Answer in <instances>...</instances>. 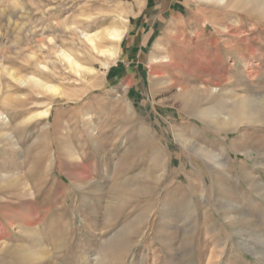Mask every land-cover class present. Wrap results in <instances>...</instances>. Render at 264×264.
Listing matches in <instances>:
<instances>
[{
	"label": "rangeland",
	"instance_id": "rangeland-1",
	"mask_svg": "<svg viewBox=\"0 0 264 264\" xmlns=\"http://www.w3.org/2000/svg\"><path fill=\"white\" fill-rule=\"evenodd\" d=\"M183 1L184 15L163 13L149 46L172 61L147 62L123 94L126 76L110 80L77 56L85 44L74 28L122 26L115 11L137 19L147 0H0V113L11 120L0 124V173L21 182L0 190V264H264L253 251L264 250V117L233 129L199 117L239 95L264 96V16ZM46 36L96 67L94 81L60 64L58 76L40 69L57 59ZM33 75L67 96L18 81ZM213 87L184 106L191 90ZM49 105L48 116L23 122ZM224 200L237 203L229 216ZM29 223L35 239L17 228Z\"/></svg>",
	"mask_w": 264,
	"mask_h": 264
},
{
	"label": "bare ground",
	"instance_id": "bare-ground-1",
	"mask_svg": "<svg viewBox=\"0 0 264 264\" xmlns=\"http://www.w3.org/2000/svg\"><path fill=\"white\" fill-rule=\"evenodd\" d=\"M198 3L209 4L213 6H220L221 8H233V9H244L247 12L255 13L264 16V0H194ZM205 6V5H204ZM132 12V11H131ZM129 11V13H131ZM10 13V12H9ZM7 12V15L9 14ZM125 11L116 10V17H120L124 20H127L123 23L122 26H106L100 30H96L94 32L89 30H80L78 27H75V31L78 35L79 42L84 45L77 50L78 55H84L85 58L93 60L94 62H99L102 68L105 69V73L112 69V64L117 63L121 59V54L123 51V43H125L126 36L130 30V22L131 18L124 17ZM10 18V15H8ZM92 16H89V19H92ZM65 26V25H64ZM69 28V26L65 27ZM223 28V27H222ZM78 30V31H77ZM46 31V30H45ZM45 31L41 33L45 35ZM108 40L110 45L106 46L104 41ZM43 41L48 42V44L53 43L55 56L57 59L55 61H46V62H38L37 66L45 72H50L54 76H58L57 66L60 64L61 66L68 69V71L74 72L73 74H78L80 76H90L94 81V76H97V68L87 64L86 62L80 60L76 54H74L71 50H67L57 46L56 40L53 38H49L48 36L43 38ZM43 43V42H42ZM47 44V43H46ZM43 46V45H42ZM159 49H163L159 43L156 44ZM45 47V46H43ZM42 47V48H43ZM31 58H34L33 55ZM174 59V58H173ZM150 66L153 64L161 65V63H169L172 61V56L169 50L163 51V53H152L149 57ZM173 63V62H172ZM1 66V64H0ZM152 75L156 77V73ZM109 77V76H108ZM96 79V78H95ZM22 84L30 85L32 88L36 89L39 94L47 95L51 97L53 100L57 98H61L62 96H67L62 87L54 82H48L42 79L39 76L33 75L29 77H21L18 78ZM127 85L124 87L123 94L126 93ZM220 91L218 88L213 87L211 90L206 88H197L190 91L186 97L183 98V104L185 107H195L198 102L205 96L207 92L216 93ZM178 93L185 94V89L178 87ZM63 100V99H61ZM226 111L221 110L218 107H210L200 111L199 117L206 123L216 126L220 129H233L239 125L259 122L264 117V96H253V95H239L235 97L232 101L228 102L226 105ZM52 105H49V108L43 110L40 113H36L34 115L29 116L23 122H28L37 116H48L51 113ZM224 109V108H223ZM10 125L11 120L0 113V124ZM95 130V129H94ZM93 130V131H94ZM4 140L11 141L15 143V135L12 132L2 133ZM16 144V143H15ZM75 158L79 156L74 155ZM216 157L215 154H210L209 158L214 159ZM19 177H9L8 173L1 172L0 173V190H5L11 186H17L20 184ZM22 192L26 195H30L35 199L36 192L33 191L31 185L28 182H22ZM237 205L235 201L224 200L221 202V208L227 213L231 212V210ZM22 232L26 233L28 237L31 239H35L37 237V233L39 232V228L36 223H29L27 225L21 224L17 226ZM25 251L32 255L34 253V246L27 245ZM254 253L261 258L264 259V250H259L254 247Z\"/></svg>",
	"mask_w": 264,
	"mask_h": 264
},
{
	"label": "crops",
	"instance_id": "crops-1",
	"mask_svg": "<svg viewBox=\"0 0 264 264\" xmlns=\"http://www.w3.org/2000/svg\"><path fill=\"white\" fill-rule=\"evenodd\" d=\"M147 7L144 12H140L137 19L131 20V28L126 36L125 43L122 45V54L119 61L120 64L115 65L107 73L110 80L117 79L119 75L126 76L125 85L128 82L135 83V80L140 81L142 78V72H144L147 62H149L148 57L150 55L149 46L156 42L157 35L161 34V25L166 18H161L162 14L168 12L172 17L176 15H184V9L186 6L183 0H147ZM158 6V8H157ZM152 8L158 9L152 20L147 24L148 15ZM177 11L173 14V11ZM180 11V12H179ZM134 17H136L134 15ZM162 19V20H161ZM146 24L149 25L146 27ZM149 51V54H148ZM131 84V86H132Z\"/></svg>",
	"mask_w": 264,
	"mask_h": 264
}]
</instances>
